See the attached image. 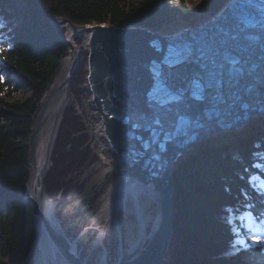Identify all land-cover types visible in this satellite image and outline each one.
<instances>
[{
	"label": "water",
	"instance_id": "95a60500",
	"mask_svg": "<svg viewBox=\"0 0 264 264\" xmlns=\"http://www.w3.org/2000/svg\"><path fill=\"white\" fill-rule=\"evenodd\" d=\"M203 26L180 32L188 38ZM68 32L79 33L82 48H88L86 79L91 99L84 80L77 96L70 92L73 83L66 81L77 60L71 49L68 69L69 61L61 59L29 137L30 196L25 201L31 204L35 238L19 264H165L174 217L171 167L195 146L196 138L188 140V134L179 135L167 123L169 114L182 117L184 100L169 90L178 68L164 78L151 66L180 37L142 27L106 25ZM65 40L69 42V37ZM84 53L80 52L81 59ZM219 62V53L209 52L205 75L209 77ZM169 104L175 105V112ZM70 109L84 130L73 133L72 129V135L63 136L67 129L64 112ZM165 129L186 144L151 154L145 139L162 146L166 139L158 140L157 135ZM81 135L87 142L77 148L74 138ZM61 142L67 146L55 154L59 163L55 161L54 166L51 155ZM84 147L89 154L82 158L79 154ZM99 148L110 159L99 157ZM101 170L105 176L98 177ZM112 175L114 179L104 187ZM45 183L53 184V199L44 191ZM96 193L99 198L90 206Z\"/></svg>",
	"mask_w": 264,
	"mask_h": 264
},
{
	"label": "trees",
	"instance_id": "16d2710c",
	"mask_svg": "<svg viewBox=\"0 0 264 264\" xmlns=\"http://www.w3.org/2000/svg\"><path fill=\"white\" fill-rule=\"evenodd\" d=\"M191 14L185 0H0V264H19L35 238L31 204L22 199L29 178V137L43 96L69 51L48 18L61 17L84 27L162 31L177 21L190 23ZM85 54L69 81L76 96L85 81ZM20 93L23 98L15 99ZM64 116L63 136L72 135V129L73 133L84 130L71 109ZM250 137L255 143L242 149L234 142L218 149L214 144L202 145L173 166L168 264H264L262 246L235 244L236 224L227 217L229 210L237 212L243 204L258 211L264 203L246 181L251 175L264 181V126ZM86 142L84 135L74 138L77 148ZM65 146L61 142L51 155L54 166L59 163L55 154ZM87 154L84 147L79 155ZM44 186L53 199V184ZM98 197V193L92 197L90 206Z\"/></svg>",
	"mask_w": 264,
	"mask_h": 264
},
{
	"label": "bare ground",
	"instance_id": "6f19581e",
	"mask_svg": "<svg viewBox=\"0 0 264 264\" xmlns=\"http://www.w3.org/2000/svg\"><path fill=\"white\" fill-rule=\"evenodd\" d=\"M215 18V17H213ZM212 21H210L211 23ZM87 29V28H85ZM234 50L236 52H230V51H220L219 52V58H220V62H219V65L214 69V71L212 72V74L209 76V79L210 77H212V80L214 81V77L218 74V72L220 70L222 71H228V68L226 67V63H230L232 62V65L231 66H234L231 68V73L232 74H235L234 78H239L238 79V83H239V86L242 88V91L240 93L241 96H244V100H249V99H252L254 101V103H259L261 105V109L259 110H255L254 113L255 114H248V117H252L254 115V118H258L262 115H264V96L262 95V92L263 90H260V86H254V85H251V81L250 80H255L259 83L261 82H264V78L261 77L262 73L258 72V71H252V70H257V68H260V67H264V65H257L255 67L254 63L255 61L251 59V56L250 54H248V56H242L243 54L240 53V51L243 50V46L244 44H248L249 41L246 42V40L242 37V36H235L234 38ZM259 64V62H257ZM231 64V63H230ZM241 75L244 76L241 78ZM227 74H223L222 72H220L218 74V77H222V80L224 81L225 78H226ZM248 78L250 80H248ZM213 85H217V83H213ZM261 86H264L263 84H259ZM229 88V87H228ZM223 96H227L225 95V93H223ZM247 98V99H246ZM219 99V103H215L213 105V107L211 109H209V116H199V118H213V120L215 118L217 119H221L223 120L225 123H231L232 121V117L236 116L234 113L230 115L227 114V103H228V100L222 96H219L218 97ZM209 100H211V98H209ZM224 102H222V101ZM200 103H202V100L200 101ZM217 104L219 106H217ZM221 104V106H220ZM199 105H203V104H199ZM212 104H209V107L211 106ZM214 106H216L214 108ZM200 106H198V100H196L195 102V110L197 108H199ZM214 112L217 113V115H214ZM213 114V115H211ZM248 117L246 118H243L244 120V123H249L251 121V119H248L246 120ZM216 119V121H217ZM189 127H191L194 131H197L199 129V126L197 124L195 125H189ZM198 131H201V130H198ZM215 149H218L219 148V142H215ZM24 191L26 192V195L27 196H30V188L28 186V180H27V183H26V186H25V189ZM165 261V260H164ZM169 262H171L169 260ZM169 262L165 261V264H168Z\"/></svg>",
	"mask_w": 264,
	"mask_h": 264
},
{
	"label": "rangeland",
	"instance_id": "374dc122",
	"mask_svg": "<svg viewBox=\"0 0 264 264\" xmlns=\"http://www.w3.org/2000/svg\"><path fill=\"white\" fill-rule=\"evenodd\" d=\"M231 0H185L187 6L189 7V9L191 10V16H190V23H184L182 21H177L175 23H173L172 25H170L169 27L163 29L162 31H159L162 35H173L175 33H178L182 30H186V29H192L201 25H205L210 23V21H212L213 17H216L218 15V13L221 11V9L223 7H225ZM209 3V4H208ZM92 27V26H89ZM222 72V70H220L218 72V74ZM218 74L215 77H218ZM230 75H234L235 74H230L228 73V76L225 78L224 81L229 80V78L231 79ZM219 80V78H215L213 83L217 82ZM222 79H220L218 81V84H222V82H224ZM24 95L17 94L14 98L15 99H21L23 98ZM246 131V130H244ZM248 134V139H250V134L248 132L244 133L243 135ZM211 137H214L213 140H211ZM210 138L208 137H204L200 140H198L196 142V148H199L200 146L204 145V142H207V145L209 144V142H214L217 141V137L216 135H212ZM226 144H220L219 147H223L225 145H227V143H233L231 141H229V139H224L223 141ZM238 146H241V144H239ZM177 161H175L174 163H172V167H171V171L173 166L176 164ZM247 183L250 185L251 188H253L254 186H259L258 183H254L255 185L251 184L250 182H252V178H247L246 179ZM26 192L24 191V197H22V199L25 201L26 198ZM28 202V201H26ZM30 203V202H29ZM230 218V216H229ZM245 221H247L245 219ZM241 241V240H240Z\"/></svg>",
	"mask_w": 264,
	"mask_h": 264
},
{
	"label": "snow or ice",
	"instance_id": "6c2138e0",
	"mask_svg": "<svg viewBox=\"0 0 264 264\" xmlns=\"http://www.w3.org/2000/svg\"><path fill=\"white\" fill-rule=\"evenodd\" d=\"M191 56L197 57V53L195 50L192 51ZM188 62L189 61L184 60V61H179L176 63H171V62L162 60L161 61V67L159 69V73H160L161 77L170 76V75H172L171 70L173 68L179 67L180 64H186ZM252 243L255 245H264V237H253Z\"/></svg>",
	"mask_w": 264,
	"mask_h": 264
}]
</instances>
